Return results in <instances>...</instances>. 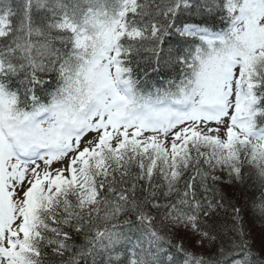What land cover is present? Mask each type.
I'll return each mask as SVG.
<instances>
[{
	"label": "snow or ice",
	"instance_id": "1",
	"mask_svg": "<svg viewBox=\"0 0 264 264\" xmlns=\"http://www.w3.org/2000/svg\"><path fill=\"white\" fill-rule=\"evenodd\" d=\"M0 264H264V0H0Z\"/></svg>",
	"mask_w": 264,
	"mask_h": 264
},
{
	"label": "trees",
	"instance_id": "2",
	"mask_svg": "<svg viewBox=\"0 0 264 264\" xmlns=\"http://www.w3.org/2000/svg\"><path fill=\"white\" fill-rule=\"evenodd\" d=\"M248 183H249L250 187L248 189H246V191L250 195L252 192V187H251L252 182L249 181ZM223 187H224L225 193L229 196V198L240 199V202L243 203V198L241 197V191L243 189V185H235L234 187H229V186H223ZM229 188L232 189L231 193L227 192V190Z\"/></svg>",
	"mask_w": 264,
	"mask_h": 264
},
{
	"label": "rangeland",
	"instance_id": "3",
	"mask_svg": "<svg viewBox=\"0 0 264 264\" xmlns=\"http://www.w3.org/2000/svg\"><path fill=\"white\" fill-rule=\"evenodd\" d=\"M239 191H240V190H239ZM227 192L231 193V192H232V189L229 188V189L227 190ZM257 227L259 228V227H261V225H260V224H257Z\"/></svg>",
	"mask_w": 264,
	"mask_h": 264
}]
</instances>
